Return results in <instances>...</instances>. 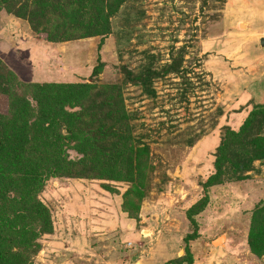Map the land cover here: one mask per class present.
Masks as SVG:
<instances>
[{"label": "rangeland", "instance_id": "obj_1", "mask_svg": "<svg viewBox=\"0 0 264 264\" xmlns=\"http://www.w3.org/2000/svg\"><path fill=\"white\" fill-rule=\"evenodd\" d=\"M229 1L0 0L2 264H264V0Z\"/></svg>", "mask_w": 264, "mask_h": 264}, {"label": "crops", "instance_id": "obj_2", "mask_svg": "<svg viewBox=\"0 0 264 264\" xmlns=\"http://www.w3.org/2000/svg\"><path fill=\"white\" fill-rule=\"evenodd\" d=\"M228 2L230 3L231 1L228 0ZM226 4H227V0H226ZM230 5H231V7H236L237 2H231ZM235 19H237L239 22L243 20L245 22V24L247 25L246 13L244 11H242V12H240V10H239V12L237 11V16Z\"/></svg>", "mask_w": 264, "mask_h": 264}, {"label": "trees", "instance_id": "obj_3", "mask_svg": "<svg viewBox=\"0 0 264 264\" xmlns=\"http://www.w3.org/2000/svg\"><path fill=\"white\" fill-rule=\"evenodd\" d=\"M44 125V124H43ZM35 132H37V135L39 136V134L40 133H44L43 135H45V132H44V130H42V128L41 129H37V128H35V130H34ZM22 132L24 133V130H22ZM5 139V138H4ZM41 141H44L43 139L41 140ZM3 143V138L0 140V146H1V144ZM43 145V143H41V142H39L38 143V147L39 146H42ZM3 262L1 261V259H0V264H2Z\"/></svg>", "mask_w": 264, "mask_h": 264}, {"label": "bare ground", "instance_id": "obj_4", "mask_svg": "<svg viewBox=\"0 0 264 264\" xmlns=\"http://www.w3.org/2000/svg\"><path fill=\"white\" fill-rule=\"evenodd\" d=\"M242 26H245V23H241ZM224 239V237H220L219 239L215 240V242H220Z\"/></svg>", "mask_w": 264, "mask_h": 264}, {"label": "water", "instance_id": "obj_5", "mask_svg": "<svg viewBox=\"0 0 264 264\" xmlns=\"http://www.w3.org/2000/svg\"><path fill=\"white\" fill-rule=\"evenodd\" d=\"M261 44L264 46V37L261 38Z\"/></svg>", "mask_w": 264, "mask_h": 264}]
</instances>
